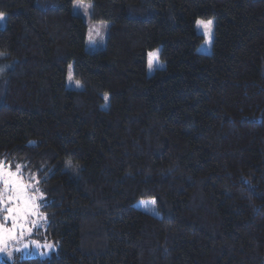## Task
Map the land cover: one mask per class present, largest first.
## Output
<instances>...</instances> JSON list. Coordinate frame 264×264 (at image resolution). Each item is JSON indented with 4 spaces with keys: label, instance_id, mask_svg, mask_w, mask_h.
I'll list each match as a JSON object with an SVG mask.
<instances>
[{
    "label": "trees",
    "instance_id": "16d2710c",
    "mask_svg": "<svg viewBox=\"0 0 264 264\" xmlns=\"http://www.w3.org/2000/svg\"><path fill=\"white\" fill-rule=\"evenodd\" d=\"M76 1L109 23L104 49L86 51ZM0 13V161L38 181L33 237L55 247L0 264H264V0H0ZM198 20H214L208 54Z\"/></svg>",
    "mask_w": 264,
    "mask_h": 264
},
{
    "label": "rangeland",
    "instance_id": "374dc122",
    "mask_svg": "<svg viewBox=\"0 0 264 264\" xmlns=\"http://www.w3.org/2000/svg\"><path fill=\"white\" fill-rule=\"evenodd\" d=\"M91 4L82 1H76L72 5V12L74 15L83 18L85 23L87 24V35H86V51L88 52H96L105 48L108 37L109 23L107 22H92L91 20ZM4 15V20L0 22V28H3L7 22V15ZM208 21V20H203ZM212 29L210 32V40L208 36H205L204 30L202 27L198 26L196 23V29L198 34H200L204 41L198 48V53L208 54L211 51L212 39H213V28H214V20ZM151 52H158V61H154L153 68L149 69L148 74H152L157 69H162L164 67V63L160 61L159 54L160 49L153 50ZM150 53V52H149ZM71 71L72 76V68L70 67L67 75V86L71 89H80L82 85L77 81L71 79L69 80V73ZM14 172V171H13ZM30 186L27 188L26 196L28 197H36L37 208L35 212L28 217V223L25 224V228L28 229L24 232V235L17 240H12L8 242L7 252L0 251V262H9L12 263L16 258H25V257H41L47 258L51 255L53 251H55V247L47 248L45 245L49 243H41V241L34 239L33 236L37 235L39 230H44L46 228V215L41 211L40 204L45 199V195L38 189L36 182H26ZM0 188H3V185H0ZM38 189V191H37ZM5 200L7 201V194L5 196ZM152 199H146L139 201L136 206L150 213H156L157 207L156 203H152ZM16 203L13 201L11 203L5 204V207H16ZM38 214V216H37ZM4 215H7L6 212H0V222H3L2 218ZM39 217V218H38ZM7 227H11V220L7 222ZM43 232V231H41ZM39 241V242H38ZM28 245V247H25ZM52 245V244H51ZM19 249V251L17 250ZM10 253L11 255H9Z\"/></svg>",
    "mask_w": 264,
    "mask_h": 264
},
{
    "label": "snow or ice",
    "instance_id": "6c2138e0",
    "mask_svg": "<svg viewBox=\"0 0 264 264\" xmlns=\"http://www.w3.org/2000/svg\"><path fill=\"white\" fill-rule=\"evenodd\" d=\"M4 20V15L0 13V22ZM197 25L202 27L205 36L209 37L212 29L213 21H203L198 20ZM154 61H158V52L148 53V67L153 68ZM72 79L71 71L69 73V80ZM79 84V82H77ZM107 94H105V99H107ZM23 165H16V170L12 171V165L8 164L5 167V162L0 161V212H6L0 222V251L7 252L8 242L12 240H17L24 235V232L28 229L25 228V224L28 223V217L32 215L36 208V197L26 196L27 188L30 186L26 184L23 179L22 168ZM38 183V181H37ZM38 191V189H37ZM7 194V201L5 196ZM16 203V207H5L6 202ZM154 203V201H152ZM38 216V214H37ZM39 218V217H38ZM46 219V217H45ZM11 220V227H7V222ZM28 247V245H25ZM47 248H52L54 245L47 244ZM19 251V249H17ZM11 255L10 253H8Z\"/></svg>",
    "mask_w": 264,
    "mask_h": 264
}]
</instances>
